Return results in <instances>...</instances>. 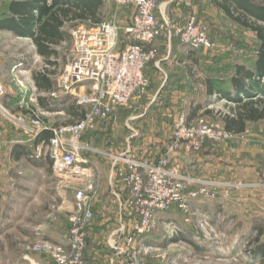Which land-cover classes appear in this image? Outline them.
<instances>
[{
  "label": "rangeland",
  "instance_id": "1",
  "mask_svg": "<svg viewBox=\"0 0 264 264\" xmlns=\"http://www.w3.org/2000/svg\"><path fill=\"white\" fill-rule=\"evenodd\" d=\"M9 1L0 0V15L6 12ZM195 2L198 6L191 13L197 15L216 43L213 51L221 53L230 49L225 55H229L231 62L253 65L255 57L249 44L254 43V38L250 30L229 19L224 12L215 10L210 6L209 0ZM119 8L123 7L108 2L103 19L114 18L117 22L119 19L124 20L126 16L119 15ZM125 37L122 30L121 41ZM234 48L244 49L245 53L236 52ZM63 52L65 57L60 63L64 70L71 63L73 52L70 48ZM158 55L151 62L154 63ZM9 61L18 77L11 76L3 66ZM21 61L30 62L34 69L45 66L44 60L35 53L30 38L0 30V83L11 94L17 92L19 79L29 89L32 88L30 68L24 67ZM220 66L222 74L215 72ZM220 66L217 61L214 64L206 63L204 76L212 70L216 75L228 77L234 69L231 68L234 65L229 68L228 62L220 63ZM149 69L150 64L147 66V73ZM21 74L26 75L21 77ZM148 77L150 84L147 91L127 106L114 111L102 126L106 131L100 132L93 140L89 137L87 142L92 143L96 149L111 152L128 149L135 152V148L139 147L140 152L145 154L147 151L155 159L158 154L166 151L171 166L183 172H203L206 177H218L241 184V187L235 188L229 197L196 201L199 202L198 205L195 202L192 211L186 216L171 214L179 231L189 235V241L180 237L179 241L161 246L166 235L173 236L177 233H173L171 228L167 229L164 220L159 219L157 227L151 233L157 246L146 260L154 264H263L259 258L253 257L250 250L258 236L253 227L260 224L264 229V121L250 124L245 133L219 141L215 147L210 146L207 141L197 151L187 152L181 144L178 149L172 150L175 121L182 115L194 120V116L191 117L193 119L190 116L198 104L204 103V92L199 88L187 90L181 84L173 86L168 82H160L159 79L152 80L150 75ZM1 102L2 99L0 104ZM232 103L220 100L206 107V110L213 111V116L200 113L198 117H204L206 121L224 128L219 113H226L228 106H233ZM12 111L8 113L14 117L15 112ZM41 116H46L50 124L65 119L64 116ZM3 118L7 123L14 124L5 112ZM93 155L97 159L99 156L106 157L97 152H93ZM26 169L29 171L28 178H14L9 186H0V197L5 205V213L0 215V226L3 228L0 232V264H55L52 255L34 251L32 246L46 240L55 243L64 241L70 229L69 216L75 201L74 194L82 184L72 178L59 181L57 176L47 170L39 171L28 166ZM33 174L39 178L32 179L30 175ZM135 215L138 219V215ZM260 239L264 241V233ZM106 251L102 252L103 255H113Z\"/></svg>",
  "mask_w": 264,
  "mask_h": 264
},
{
  "label": "built area",
  "instance_id": "2",
  "mask_svg": "<svg viewBox=\"0 0 264 264\" xmlns=\"http://www.w3.org/2000/svg\"><path fill=\"white\" fill-rule=\"evenodd\" d=\"M109 1L117 7L134 8L131 23L123 28L113 18L77 25L72 31V62L58 78L59 88L75 96L77 104L85 108L81 118L58 127L49 126L41 116L48 113L37 106V88L32 84L29 89L20 79L22 96L19 107L30 109L35 106L30 121L27 122L24 115L17 118L10 116L0 104V109L33 138L44 129H52L53 134L47 144L37 146V150L39 154L44 152L51 157L52 171L59 181L67 178L77 183L87 181L74 194L75 201L69 216L70 229L64 241L55 243L46 240L32 246L34 251L52 255L55 264H89L84 254L88 229L95 217V185L92 178L96 176V168L84 157V152L101 153L113 160V177L128 192L126 206L138 215L140 233L155 230L159 213L176 208L186 216L196 201L229 197L235 188L241 187V184L231 181L183 172L171 166L168 156L154 159L129 149L123 152L103 151L83 141L85 132L95 129L100 120L110 118L114 111L127 106L147 91L150 80L145 70L158 54L154 42L166 31L157 15L160 0ZM122 30L126 37L121 41ZM170 31L182 44L192 49L211 51L216 47L195 13H191L184 22L170 26ZM77 87H83L85 92H74ZM6 93V87L0 83V100ZM56 94L53 92V95ZM174 127L172 150L178 149L181 144L187 152H193L208 140L219 142L233 136L204 117L189 120L182 115L177 118ZM164 225L173 233L179 231V226L173 221ZM126 242L125 250L130 248L127 264H154L145 258L151 248L142 250L135 236H129Z\"/></svg>",
  "mask_w": 264,
  "mask_h": 264
},
{
  "label": "crops",
  "instance_id": "3",
  "mask_svg": "<svg viewBox=\"0 0 264 264\" xmlns=\"http://www.w3.org/2000/svg\"><path fill=\"white\" fill-rule=\"evenodd\" d=\"M209 1L211 7H213L217 11H222L216 6H214L212 0ZM104 2H105V8L103 15L105 14V9L108 2L111 1L104 0ZM197 6L198 5L195 2V0H160V6L158 8L157 15L160 22L166 27V31L162 37L158 38L154 42V45L156 46L159 55H158V59L154 63L152 62L150 64V69L148 70L149 71L148 74L150 75L152 80L159 79L160 82L162 81L164 83L168 82V84H171L173 86L181 84L187 90L193 88H199L201 89V91L204 92L205 101L203 103L202 108H200L197 114L193 117L194 120L198 117V115H200V113L205 116L208 115L213 116L214 114L212 110H210L209 112L208 110H206V107L209 105H213L214 103L220 100H225L229 104L233 102L230 101L229 98L221 97L217 91H215L213 95L207 94V86L204 81L205 76L203 74V72H205L206 63L214 64V62L217 61L220 66V63L227 64L228 62L229 68L230 65L235 66V64L238 63V62L235 63L231 62L228 59L229 55L228 54L225 55V53H228L230 49L228 50V52L224 51L219 53L212 51V53L206 54L204 50H195L190 48L189 46L182 44L174 34L170 33L171 32L170 26L183 22L191 12H195ZM119 9H120L119 15L121 14L120 16L124 15L126 17H124L125 18L124 20L119 19L118 23L123 28H125L132 21L134 15V8L124 6L123 8H119ZM102 20H109V19H102ZM121 22L123 24H121ZM82 23L90 24L93 22L90 21L79 22L77 25ZM75 27L70 29L71 35ZM0 30L7 31L5 29H0ZM250 32L254 38L253 40L254 43L253 44L251 43L249 45L250 47L253 48L252 53L255 57L256 54L255 48L258 44V40L256 34L251 30ZM23 38H28V37H23ZM243 41H244L243 45H245L246 42L245 40ZM72 48H73V35H72V44L70 49ZM234 51L239 53L242 52L245 53V50L241 48L238 49L234 48ZM38 57L42 58L39 55ZM10 63L11 61L7 62V64L5 63L3 66L11 76L18 77V74L13 72V66ZM239 63L246 64L245 62H239ZM234 66L233 67L231 66V68H234ZM67 67L68 65L66 66V68ZM211 69L214 70V68L212 67ZM64 70L61 68V66L58 69L56 75L57 83H58L59 75ZM222 70H223L222 66H220V68H217L215 72L219 71V73L221 72L220 74H222L223 73ZM30 72L32 76V69H30ZM215 72L211 70L208 73L215 75ZM233 73H234V69L230 73L231 75H229L228 77L227 76L222 77L226 80L223 87L232 90V92H234V88L230 83V78L233 75ZM25 75L26 74H21V77H25ZM30 80L31 83L36 87L33 79L31 78ZM16 87H17L16 88L17 92L15 94H11L7 91L8 96L2 98L1 105L3 109L7 112H11L13 110L15 112L14 113L15 118L24 115L26 117L27 122H29L32 116L25 111L26 109H22L19 107L18 102L20 98L17 97L21 91L19 84H17ZM54 92H56L57 95L70 94L69 92L63 89H60L58 84ZM74 92L84 93L85 89L83 87H77L74 90ZM72 97L76 100L75 96L72 95ZM232 104L234 105L235 102H233ZM229 107L230 106H228V109ZM45 112L48 113L46 115L64 116L63 118L66 119V120L62 119L61 122H54L53 124H50L51 122H49V119H47L48 120L47 124L49 126L58 127L72 122L70 121L71 116L65 110H59L54 112L45 111ZM219 114H220V118L222 119L221 117L222 114L221 113ZM3 116H4V112L0 110V186L2 185L9 186L11 184V180L14 178H20V179H22L23 177L28 178L29 171L26 169L27 166L37 169L39 171L47 170L49 173L54 175L52 171V162L48 159V155L45 154L44 152L42 154H39L37 150V146L39 145L45 146L47 143L43 141L40 144H35L36 138L29 136L15 121H12L14 123L13 125L7 123L5 120H3L5 118V117L3 118ZM191 117L192 116H190V119H193ZM104 123L106 122H100L97 129L101 131H106L105 128H102V126H104ZM252 123L253 122L247 123V129L245 130V132L248 130L249 125ZM13 126L15 127V129H12ZM243 133H233V135H240ZM85 142L89 143L87 141ZM89 144L92 145V143ZM20 147L32 149L31 151L33 152V155L36 156L37 159H34L32 161L29 160L28 157H26V155L22 154L23 149H20ZM25 148L24 151H26ZM95 156L93 155L92 152L91 153L84 152V157L88 158L91 161V163L95 165L96 168V176L92 178L93 184L95 185V196L93 199V209H94L95 217L88 229V244L85 253L88 258L89 264H100V263L127 264V253L126 250H124V248L127 249L126 246L127 238L132 235V232L137 227L138 219L135 213L126 206L128 192L125 186L121 182H118L113 177V170H114L113 160L101 156H99V159H97ZM30 177H32V179L36 178V180L39 178V176H37L36 174L30 175ZM86 183L87 181L81 184L85 185ZM197 203L199 202H196V204ZM4 213H5V205L3 204L2 199L0 197V215ZM171 214L172 213L169 212L159 213L158 221L159 219H163L165 223L167 221L172 220ZM2 231L3 228L0 226V232ZM151 238L152 240L150 243H144L143 241L142 243L141 242L139 243V246L142 250H144L145 247L151 248V250L148 251V254L145 255V258H147L148 255L151 254L155 249L154 247L157 246L156 240L152 236ZM163 242H161L160 245L166 246V245H162ZM106 250L112 252L113 255L111 257L108 256L107 254L103 255L102 252Z\"/></svg>",
  "mask_w": 264,
  "mask_h": 264
},
{
  "label": "trees",
  "instance_id": "4",
  "mask_svg": "<svg viewBox=\"0 0 264 264\" xmlns=\"http://www.w3.org/2000/svg\"><path fill=\"white\" fill-rule=\"evenodd\" d=\"M212 3L222 10L229 19L253 31L258 40L253 65L236 63L234 66V73L230 78L234 92L223 87L226 82L222 78L223 75L206 74L204 79L208 95H213L217 91L221 97L229 98L230 101L235 102L226 113H221L224 128L232 134L243 133L247 129L248 122L256 123L264 120V0H212ZM104 8V0H10L6 12L0 15V29L8 30L18 37L31 38L35 53L41 56L45 62V66L39 69L31 67V63L28 61L20 62L26 68H33L32 79L38 90L37 106L42 111L65 110L71 116L70 121L72 122L83 116L85 108L77 104L72 95H53L52 92L56 90L58 84L56 75L61 66L60 60L65 57L63 50L71 48L72 35L69 28L77 26L79 22L97 23L102 21ZM145 73L149 76L147 68ZM7 94L5 96H8ZM21 96L22 93L20 92L17 98H21ZM202 106L203 104H198L193 109L191 116H195ZM33 110H35L34 105L25 111L32 116ZM42 119L48 123L46 117H42ZM108 119L100 120L95 129L85 132L83 141H87L89 137L93 140V137L98 136L102 132L97 129L99 123L106 122ZM52 134L51 128L42 130L36 137L35 144H40L43 141L47 143ZM208 143L212 147L218 144V142L214 143L210 140H208ZM24 148L20 147V149H23L22 154L26 155L29 160L37 159L33 155L32 149L25 148L26 151H24ZM135 149L137 150L135 152L142 153L139 147ZM165 153H160L157 157L166 156ZM142 156L154 158L147 151ZM48 159L52 162L49 155ZM193 173L206 177L203 172L193 171ZM169 213L182 214L176 208L170 210ZM171 218L170 221L177 224L175 218ZM253 228L258 232V236L250 253L253 257L259 258L261 263L264 264V241L260 239L264 229L260 224H256ZM152 232L140 233L136 227L131 236L136 237L138 245L142 241L150 243ZM180 237L190 240L189 235L178 231L173 236L167 235L162 245L179 241ZM196 249L197 251L200 250L197 244ZM129 250L126 251L127 257ZM84 255L88 261L86 253Z\"/></svg>",
  "mask_w": 264,
  "mask_h": 264
}]
</instances>
